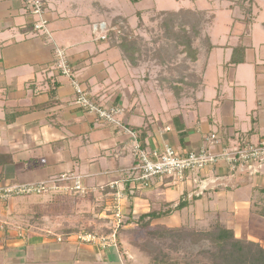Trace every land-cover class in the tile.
I'll return each instance as SVG.
<instances>
[{
    "label": "crops",
    "instance_id": "obj_1",
    "mask_svg": "<svg viewBox=\"0 0 264 264\" xmlns=\"http://www.w3.org/2000/svg\"><path fill=\"white\" fill-rule=\"evenodd\" d=\"M254 1L251 11L229 8L214 17L208 28L212 48L195 62L200 81L182 89L166 86L129 64L113 42L96 38L92 25L106 21L102 12L113 7L108 0H47L49 34L35 30L25 0H0V184L75 171L86 176L88 187L61 199H20L12 216L0 208V220L8 222L0 232V264H119L118 248L65 235L84 231L86 213L95 223L110 222L113 181L124 189L126 215L170 209L152 224L199 231L220 224L264 246V167L250 175L219 160L199 173L211 183L193 198L197 186L191 180L174 184L154 177L144 186L133 171L120 175L137 163L132 128H147L146 149L171 145L181 153L202 147L219 152L264 138V0ZM243 12L253 15L250 23ZM57 45L67 49L75 75L96 100L124 109L122 127L73 103L71 81L55 67ZM212 133L218 141L206 139ZM28 232L30 239L16 240Z\"/></svg>",
    "mask_w": 264,
    "mask_h": 264
},
{
    "label": "rangeland",
    "instance_id": "obj_2",
    "mask_svg": "<svg viewBox=\"0 0 264 264\" xmlns=\"http://www.w3.org/2000/svg\"><path fill=\"white\" fill-rule=\"evenodd\" d=\"M113 7L102 12L105 17H107L106 22L111 29L115 31H110L105 39L113 42V46L117 47L124 56L122 49L118 45L121 41V37L128 36L129 41L133 40L136 44V51L130 52V56L133 57L135 65L145 68L147 74H151L154 78H159L164 80L166 86L168 87H179L182 89H188L186 85L188 82H199L201 78V71L195 66L196 60L200 55L207 53L208 45L210 42V35H208V28L214 21V17L221 11H227L229 8H240L241 11H246L248 7H253L254 0H164V5H161L160 0H108ZM138 2V3H137ZM93 5V4H92ZM157 6L163 9L171 8L168 10H158ZM93 8V6H91ZM90 7V8H91ZM177 8V9H175ZM99 11H104L102 8H98ZM102 9V10H101ZM191 10L189 12H184V10ZM181 10V11H180ZM94 11L97 8L94 6ZM167 11H180L174 16V22L172 29L174 32L176 30L179 32L180 23L184 21L183 26L198 28L196 31L200 33L198 35H193L194 47L196 48V54H191L184 50V47L177 44L178 39L173 35L169 34L167 30L166 18L167 14L162 12ZM244 13V12H243ZM242 13V14H243ZM119 14V15H118ZM246 23H250V19L253 15H249V12H245ZM101 22V21H99ZM93 23L92 31L97 39H100V35H104L105 32L99 30L94 32V25L99 23ZM105 31V30H104ZM58 46V45H57ZM184 50V51H183ZM197 56V58H196ZM129 64L131 61L126 59ZM144 73V71H143ZM68 78V77H67ZM71 194V193H67ZM64 193L58 192L57 194L44 195H24L18 196L11 199L0 200V208L3 210H8V216H12L13 207L16 202L20 199H42V198H54L61 199L65 197ZM81 197V196H79ZM43 205L41 208L43 210ZM47 208H44L46 210ZM87 209V208H86ZM92 212V211H91ZM95 218L92 213H86V217L83 219L84 224L81 226L84 231H89V228H94L91 231L104 233L107 228H113L114 222L111 219L108 224L95 223ZM0 219H3L0 217ZM164 227H169L171 224L165 222ZM186 227H190L185 225ZM128 227V226H127ZM184 227V226H181ZM194 228V227H190ZM196 229V228H194ZM127 232H122L123 252L118 253L117 256L119 264H153L151 262V257L145 251H143L136 243L139 245L147 244L150 240L147 234L143 233L145 231L140 230L134 231L128 229ZM131 230V231H130ZM198 230V229H196ZM106 234V232H105ZM49 234L48 237H51ZM32 234L29 232L25 237H18L16 240L25 241L27 238H31ZM53 237V236H52ZM28 239V240H29ZM127 241V242H126ZM152 244L155 246H161L164 253L169 255V258L176 264H215L213 261V256L218 250L217 246L211 242V240L201 237H193L188 241L181 239L171 240L163 239L151 240ZM150 241V242H151ZM110 247L116 246L111 245ZM133 251H132V249ZM152 251V250H151ZM150 252V250L148 251ZM131 257V262L128 261V255ZM128 257V258H127Z\"/></svg>",
    "mask_w": 264,
    "mask_h": 264
},
{
    "label": "built area",
    "instance_id": "obj_3",
    "mask_svg": "<svg viewBox=\"0 0 264 264\" xmlns=\"http://www.w3.org/2000/svg\"><path fill=\"white\" fill-rule=\"evenodd\" d=\"M47 0H25L28 12L35 18L33 25L36 31L49 34V18L46 10ZM106 22H99L94 25V32L101 30L105 32L100 35V39H105L111 29ZM105 30V31H104ZM55 67L62 76L68 77L75 90L76 97L74 104L81 109L97 116L102 122L108 125L123 126L121 116L124 109L120 106H106L100 103L90 91L83 85L81 80L75 75L74 68L67 49L63 46L54 48ZM209 141H218V134L212 133L206 137ZM133 153L137 163L127 170H121L120 175L133 171L135 179L144 186H148L154 177L170 178L174 184L187 180L193 181L195 188L189 197L201 196L209 187L211 182L199 177V173L208 166H214L219 160H225L233 172H247L256 175L264 167V138L259 141L246 142L235 148L224 147L217 152L208 147L199 150H190L186 153L179 152L174 146L167 145L162 151L157 149L148 150L142 148L139 141L133 146ZM85 175L75 171L64 172L60 175L47 179L24 182L17 184H0V200L11 199L24 195H49L58 192L80 194L86 193L88 187L85 183ZM110 187L114 189L113 200L111 202V216L113 232L96 233L80 231L77 234L69 235V239L85 243L98 244L108 248L111 245L117 247V228L127 220V215L122 211L121 204L125 199L124 189L118 181H113ZM8 230V222L0 220V232ZM22 236V235H21ZM62 240V237L58 238Z\"/></svg>",
    "mask_w": 264,
    "mask_h": 264
},
{
    "label": "trees",
    "instance_id": "obj_4",
    "mask_svg": "<svg viewBox=\"0 0 264 264\" xmlns=\"http://www.w3.org/2000/svg\"><path fill=\"white\" fill-rule=\"evenodd\" d=\"M137 1V0H133ZM181 11V10H180ZM180 11H167L162 12L169 16L166 18V26L167 30H169V34H173L177 39L179 45L184 47L185 51L190 52L191 54H196V48L194 47V38L200 32L196 31V27H186L182 24L185 23L182 21L180 23L179 32L172 29L174 24V16L177 15ZM191 10H184V12H189ZM247 11H251V7H248ZM199 30V29H198ZM195 35L193 37V35ZM124 53V56L131 61L133 65H135V61H133V57L130 56V52L133 53L136 51L137 44L131 40L129 41L128 36L121 37V41L118 44ZM208 49L212 48V44L207 42ZM183 50V51H184ZM238 48H236V51ZM235 53V52H234ZM197 58V56H196ZM134 132L137 133L138 141L141 144L142 148H145L146 145V138H147V128H132ZM186 202H180L177 206L178 209H181L185 206ZM171 213V210H152L148 213H143L139 216L134 215L133 212L127 214V220L124 221L120 226L117 228L116 236H117V248L119 252H123L124 245H123V236L122 232L129 231L128 229L139 231L143 230L145 234H147V238L150 240L147 244L139 245L136 243L139 248L143 251L147 252L151 257V262L153 264H176L169 258V255L164 253L163 248L161 246H155L152 244L151 240H163V239H171V240H184L188 241L190 238L193 237H201L211 240L218 250L213 256V261L215 264H264V246L255 240L247 239V238H238L234 234L231 229H228L220 224L214 225L211 229L206 231H199L194 228L190 227H164L163 225L159 224H152V221L156 218H159L163 215ZM128 226V227H127ZM94 228H89V231L86 232H95L91 231ZM130 230V231H131ZM111 233L113 232V228H107V231L104 233ZM73 233V232H70ZM77 233V232H76ZM75 233V234H76ZM102 234L100 232H96ZM66 237L72 234H65ZM151 241V242H150ZM150 250V252H148ZM152 250V251H151Z\"/></svg>",
    "mask_w": 264,
    "mask_h": 264
}]
</instances>
